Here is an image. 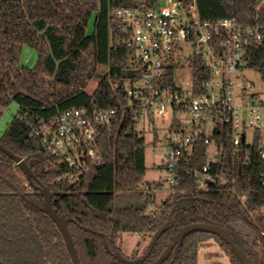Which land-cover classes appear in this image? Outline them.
Wrapping results in <instances>:
<instances>
[{
	"label": "trees",
	"instance_id": "1",
	"mask_svg": "<svg viewBox=\"0 0 264 264\" xmlns=\"http://www.w3.org/2000/svg\"><path fill=\"white\" fill-rule=\"evenodd\" d=\"M195 3L201 20L233 16L239 23L259 26L261 40L246 49L242 68L255 70L264 82V0ZM156 4L157 0H0V115L11 102L19 105L0 142L22 157L50 190L53 207L64 219L82 264H124L114 254L120 250L116 240L121 233L153 239L168 224L146 258L134 263L152 264L178 226L209 220L232 231L252 264H264V222L256 220L260 215L256 211L264 207V156L258 133L253 144L239 145L236 150L230 124L217 122L210 135L216 147L221 146L208 171L215 177L213 181H208L205 189L197 188V172L207 163L209 149L201 137L194 145L189 171L180 170L172 192L176 200H185L187 207L180 208L167 199L154 214L145 212L146 205L153 202V193L144 194L140 206L119 208L114 204L116 192L138 190L146 170L145 138L136 130L140 119L132 112L123 113L108 127L97 128L99 160L87 159L76 181H56L66 167L51 164V156L33 135L36 126L67 108L92 105L118 109L128 101L125 84L139 80L143 69L130 61V49L120 41L113 11ZM92 16L93 31L87 34ZM24 45L37 52L33 68L20 63ZM183 65L191 69L196 83L210 74L200 53ZM100 66L107 67L105 74L99 71ZM177 66L173 63L167 68L164 85L174 84ZM92 78L99 82L89 94L86 86ZM181 118L182 109L174 107L169 131L178 130ZM43 201V194L28 184L21 168L0 149V264H73L62 233L40 209ZM185 209L190 210L188 219ZM238 224L249 228L256 238L242 237ZM209 238L216 239L231 264H243L219 236L198 231L188 233L178 252H172L162 264H197L198 248ZM147 250L148 245L141 255Z\"/></svg>",
	"mask_w": 264,
	"mask_h": 264
},
{
	"label": "built area",
	"instance_id": "2",
	"mask_svg": "<svg viewBox=\"0 0 264 264\" xmlns=\"http://www.w3.org/2000/svg\"><path fill=\"white\" fill-rule=\"evenodd\" d=\"M113 17L120 41L130 49V61L142 67V75L125 84L128 101L118 109L71 107L34 128L33 135L51 156V164L66 167L65 174L56 181H76L87 159L98 161L97 128L112 125L127 111L139 119L168 120L174 107L182 109L181 126L169 131L163 164L169 172L166 181L172 191L180 170L189 171L194 145L201 137L209 149L207 163L197 172V188L205 189L207 182L215 178L208 171L221 150L210 138L217 122L230 124L236 150L239 145L253 144L258 133L260 154L264 156V100L258 93L248 91L253 83L241 75L246 49L261 40L259 26L239 23L233 16L201 20L195 0H157L154 7H119ZM194 53L202 55L210 74L199 83L192 78L183 88L175 82L176 71ZM173 63L179 64L174 84L164 85L166 70ZM248 129L252 130L249 139ZM162 186L158 180L146 183L143 189L154 194ZM244 199L242 194L241 201Z\"/></svg>",
	"mask_w": 264,
	"mask_h": 264
},
{
	"label": "rangeland",
	"instance_id": "3",
	"mask_svg": "<svg viewBox=\"0 0 264 264\" xmlns=\"http://www.w3.org/2000/svg\"><path fill=\"white\" fill-rule=\"evenodd\" d=\"M161 2L163 0H160ZM94 16L88 22L87 34L93 31ZM37 52L33 47L24 45L21 51L20 63L28 68H33L37 64ZM99 71L103 74L106 73L107 67L100 66ZM242 76L249 82L253 83L252 87L248 88L249 92L258 93L264 100V82L261 80L260 75L253 69L246 68L243 70ZM192 80V71L187 65H182L176 71L175 82L181 87H186V82ZM99 82L98 78H92L87 86L86 91L91 94L95 90ZM188 86V85H187ZM19 105L16 102H11L10 105L5 108L0 115V136L5 131L9 122L18 113ZM264 117V110L261 111ZM171 119L163 120L162 118L151 119L141 118L137 125L136 130L140 131L145 138V174L143 182L139 186L138 190L130 192H116L114 204L116 207H130L140 206L144 204V197L146 194L143 189L147 182H157L160 180L163 186L158 188L155 192V196L152 203L146 205L145 212L149 214L159 213L163 201L169 199L171 202L174 201V205H178L180 208L187 207L185 200H176V193H172L168 182L166 181L169 176V172L162 167L165 163L166 152H167V138L169 134V126ZM251 129L247 131V138L251 136ZM212 149V147H210ZM160 166V167H159ZM143 192V195H142ZM186 219L189 217V209H185ZM263 213V214H262ZM256 214H260L257 217V221L264 222V207L256 211ZM260 224V222H257ZM240 234L245 239L253 240L256 238V234L249 228L244 227L242 224H238ZM261 225V224H260ZM263 225V224H262ZM264 231V227L262 226ZM264 233V232H263ZM150 236L140 235L134 232H123L119 235L116 240V246L119 247L120 251L129 258H136L141 255L146 249L147 245L151 241ZM258 248V247H256ZM229 256L219 246L215 238H209L202 242L198 248V259L197 264H231Z\"/></svg>",
	"mask_w": 264,
	"mask_h": 264
},
{
	"label": "water",
	"instance_id": "4",
	"mask_svg": "<svg viewBox=\"0 0 264 264\" xmlns=\"http://www.w3.org/2000/svg\"><path fill=\"white\" fill-rule=\"evenodd\" d=\"M242 142L244 140V135L241 136ZM0 149L6 153L10 158H12L15 163L21 168L23 171L28 184L33 187L34 189L39 190L44 197L43 204L40 206V209L45 212L57 225L58 229L62 233L67 247L70 252L71 260L73 264H82L77 256L76 248L73 242V239L70 235V232L67 228V225L64 221V219L56 213L53 204H52V193L50 190L43 186L38 179L36 178L35 174L27 164V162L20 156L13 153L11 150L7 149L1 142H0ZM168 227V224H164L159 231L155 234L153 239L148 244V250L147 253L144 255H141L136 258H129L123 255V253L120 250H115L114 254L118 261L124 263V264H134L139 261H142L146 258L147 254L149 253L152 246L157 241L158 237L165 231V229ZM210 232L213 234H216L221 239H223L226 243L229 244L231 250L234 252V254L238 257V259L243 264H252L250 261L248 255L246 254L243 246L238 243V238H236L232 231L230 229H227L226 227H223L219 225L217 222L213 220H209L207 222H193L189 221L181 226H178L176 228V232L172 236L171 242L168 244V246L163 250V252L160 254V256L152 263V264H162L169 255L174 252H178L184 237L190 233V232Z\"/></svg>",
	"mask_w": 264,
	"mask_h": 264
},
{
	"label": "crops",
	"instance_id": "5",
	"mask_svg": "<svg viewBox=\"0 0 264 264\" xmlns=\"http://www.w3.org/2000/svg\"><path fill=\"white\" fill-rule=\"evenodd\" d=\"M147 183H151V182H147ZM154 196H155V193H154ZM154 196H153V198H154ZM155 199V198H154Z\"/></svg>",
	"mask_w": 264,
	"mask_h": 264
}]
</instances>
